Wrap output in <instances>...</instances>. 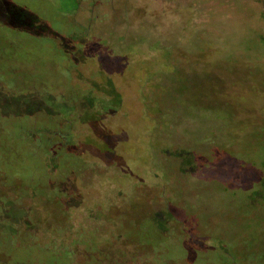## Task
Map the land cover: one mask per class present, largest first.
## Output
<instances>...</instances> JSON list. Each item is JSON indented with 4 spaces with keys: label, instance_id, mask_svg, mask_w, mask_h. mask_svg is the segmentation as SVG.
<instances>
[{
    "label": "rangeland",
    "instance_id": "1",
    "mask_svg": "<svg viewBox=\"0 0 264 264\" xmlns=\"http://www.w3.org/2000/svg\"><path fill=\"white\" fill-rule=\"evenodd\" d=\"M67 19L87 36L74 102L28 107L78 117L81 163L2 188V235L32 264H264V0H85Z\"/></svg>",
    "mask_w": 264,
    "mask_h": 264
},
{
    "label": "trees",
    "instance_id": "2",
    "mask_svg": "<svg viewBox=\"0 0 264 264\" xmlns=\"http://www.w3.org/2000/svg\"><path fill=\"white\" fill-rule=\"evenodd\" d=\"M81 1L85 0H0V191L51 185L62 171L76 169L81 163L78 145L71 133L74 129L71 125L77 124L78 117L64 124L60 122L58 126L57 114L35 121L36 117L29 116L28 107L36 104L43 110V103L35 98L36 94L54 96L61 92L60 96L66 100L73 96L68 74L80 65L84 55L87 56L82 41L87 36L67 18L71 14L75 16ZM39 2L50 3V18L45 6H38ZM100 49L101 44L97 43L88 53ZM48 53L50 63L46 61ZM19 98L27 103L25 116L11 112L21 105ZM48 157L51 163L52 159L55 161V172H52L53 164L47 167ZM30 165L35 166L33 170ZM35 254L28 249L19 251L12 238L4 237L0 231V264H8L9 257L32 264ZM39 254L52 256L41 250ZM52 257L54 264H70L68 256ZM98 258H92L89 264H99ZM106 261L108 264L116 262L105 256L100 264Z\"/></svg>",
    "mask_w": 264,
    "mask_h": 264
},
{
    "label": "flooded vegetation",
    "instance_id": "3",
    "mask_svg": "<svg viewBox=\"0 0 264 264\" xmlns=\"http://www.w3.org/2000/svg\"><path fill=\"white\" fill-rule=\"evenodd\" d=\"M40 96H41V94H36V97H38L39 99L41 98ZM43 97H44V96H43ZM47 97L50 98V95H47ZM41 102L43 103L42 100H41ZM105 103H106V102L103 101V100L100 102V104H99V102H98L99 105H102V106L104 107L103 110H105V112H106V111H108V112H113V111H114V108H112V107L109 108L108 106H105ZM43 104H44V103H43ZM43 106H44V105H43ZM43 108H44V107H43ZM96 108H97V105L95 104L94 106H91L89 110H90V111H94ZM35 114H36V113H35ZM29 116H31V114H29ZM33 116H34V115H33ZM33 116H31V117H33ZM48 161H50V157L46 158L47 167L49 166ZM51 161H53L52 164L54 165V169L52 170V172H55L57 166L54 164L55 161H54L53 159H52ZM34 167H35V166L30 165V168H31L32 170L34 169ZM48 168H50V167H48ZM72 172H74V171H72ZM49 174H50V173H49ZM60 178H62V177H60ZM56 182H57V181H56ZM34 189H35V188H34ZM3 210L6 212V209H5V208H4ZM2 220H3V221H4V220L7 221V220H8V219H7V216H6L5 218L3 217ZM21 226H22V225H21ZM21 226H18V227H21ZM14 235H15V234H14ZM15 236H17V235H15ZM15 236H14V237H15Z\"/></svg>",
    "mask_w": 264,
    "mask_h": 264
}]
</instances>
